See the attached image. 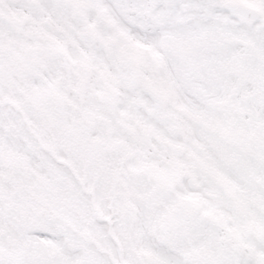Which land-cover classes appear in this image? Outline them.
I'll use <instances>...</instances> for the list:
<instances>
[{"label": "snow or ice", "instance_id": "obj_1", "mask_svg": "<svg viewBox=\"0 0 264 264\" xmlns=\"http://www.w3.org/2000/svg\"><path fill=\"white\" fill-rule=\"evenodd\" d=\"M0 264H264V0H0Z\"/></svg>", "mask_w": 264, "mask_h": 264}]
</instances>
